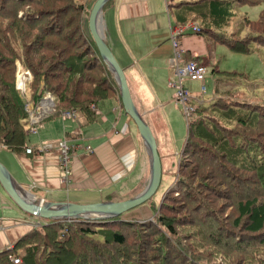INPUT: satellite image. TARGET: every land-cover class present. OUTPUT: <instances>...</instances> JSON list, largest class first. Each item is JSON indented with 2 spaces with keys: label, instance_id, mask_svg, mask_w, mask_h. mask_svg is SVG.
Listing matches in <instances>:
<instances>
[{
  "label": "trees",
  "instance_id": "1",
  "mask_svg": "<svg viewBox=\"0 0 264 264\" xmlns=\"http://www.w3.org/2000/svg\"><path fill=\"white\" fill-rule=\"evenodd\" d=\"M187 2L190 7H183L180 11H188L193 20H198L200 26L211 32L214 40L241 54H250L258 47L263 51L264 63V0ZM244 6H255L260 11L251 17ZM223 11L233 14L226 16ZM85 13V3L81 0H0V146L14 152L27 147L25 109L26 100L30 99L29 95L24 97L15 85L18 64L31 74L26 87L31 91L32 102L39 100L45 92L56 96V108L48 117L62 110L90 114L89 110H94L98 101L115 92L114 77L101 58L94 39L85 32ZM211 72L216 75L214 97L210 102L191 101L193 110L187 117V136L179 156L185 163L179 167L175 182L157 207L148 205L156 214L155 218L145 221L120 220L119 217L105 221H79L86 222L84 224L50 221L42 227L43 234L34 229L12 250L0 253V264H13L11 257L20 258L19 264H74L84 256L83 247L103 246L128 252L124 257L126 264H208L206 259L219 253L200 250L204 256H197L189 252L180 239L170 243L165 238L168 235L174 237L171 231L174 225L190 223L184 222L188 220L182 219L180 213L183 206L195 202L194 184L201 199L196 201L195 207L201 209L206 205L208 217L198 221L192 236L205 235L203 238L210 245L214 237L224 232L218 251L220 260L223 264H244L239 257L245 251L256 253L259 244L264 242V177L262 181L249 182L250 188L242 191L240 180H245L246 175L241 169L238 172V159L245 146L242 149L237 143L243 139L240 130L247 127H243L247 123L244 118L255 108L264 118V104L241 100L231 90L224 91L228 86H234L231 81L242 74L216 70L214 66ZM21 78L19 75L20 81ZM262 122L264 124V119ZM261 137L264 138V130ZM243 141L248 146L249 156L254 155L255 138L247 137ZM232 142H236L235 145H230ZM262 142L258 138L257 146L262 148L260 155L264 158ZM202 192H205L204 198ZM89 224L93 228H82ZM95 227L98 228L95 230ZM162 227L168 234L158 235V229ZM55 228L60 230L59 236ZM182 235L188 240L189 235ZM244 241L253 244L245 250L242 247ZM59 243H68L71 247L61 250ZM22 251L23 255L18 256ZM99 258L107 259L102 254ZM234 258L235 263L232 262Z\"/></svg>",
  "mask_w": 264,
  "mask_h": 264
},
{
  "label": "crops",
  "instance_id": "2",
  "mask_svg": "<svg viewBox=\"0 0 264 264\" xmlns=\"http://www.w3.org/2000/svg\"><path fill=\"white\" fill-rule=\"evenodd\" d=\"M90 1L83 2L85 8ZM177 2L108 0L99 20L103 39L124 70L133 103L156 138L161 166L164 153L161 129L167 119L163 110L169 104V89L173 88L168 81L175 71L171 26L185 25L176 37L179 58L204 64L207 69L204 76L212 66L220 70L216 45H223L198 20L188 16V11H180L190 7L188 4ZM83 19L86 27L88 17L84 15ZM193 25L202 31L194 32ZM204 76L198 78L203 81L196 94L200 102L214 97L204 95ZM184 81L183 87L190 89ZM115 87L114 93L89 110L90 114L73 110L76 117L63 116L60 112L47 116L27 138L26 146L33 147L32 153H26L25 148L14 152L0 146V164L10 174L16 190H24L31 198L34 195L45 201L76 204L120 202L144 190L149 179V156L136 125L123 108L116 81ZM64 138L71 145L67 179L61 175L60 152L56 146ZM40 146L43 149L39 150ZM137 212L139 220L151 218L146 205ZM38 221L39 218L19 209L0 185V253L12 250L38 227Z\"/></svg>",
  "mask_w": 264,
  "mask_h": 264
},
{
  "label": "rangeland",
  "instance_id": "3",
  "mask_svg": "<svg viewBox=\"0 0 264 264\" xmlns=\"http://www.w3.org/2000/svg\"><path fill=\"white\" fill-rule=\"evenodd\" d=\"M81 1L84 2L85 0H81ZM187 1L188 0H179V3L187 5L188 3H190ZM204 1H206V0H204ZM94 2L95 1L91 0L88 3V6L86 8L85 14L88 18H89V14H90V11H91V8H92ZM243 9L251 17H255L257 15V13H259V11H260L258 9V7H255V6H246V7L244 6ZM223 12L226 13V16L229 14H233V12H230V11H227V12L223 11ZM188 16H191V15L189 14ZM53 27L55 28V25ZM85 28H88V24ZM258 30H260V29H258ZM85 32L87 33V35L89 37L90 36L92 37L89 28L86 29ZM176 47H174V49H176ZM216 54L219 57V69L221 71H229V72L235 71V72L243 75V76H236V78L233 81H231V82L235 83L234 86H231V87L228 86L226 89L223 88V89H225L224 91L227 92V91L231 90L232 94H235L236 96H238L237 98L241 99V100L264 104V63L262 60L263 51L261 49H258V47H257L256 50H254V52H252L250 54H241V53H236V52L230 51L225 45H221V46L216 45ZM212 67L209 68V72H208L209 75L207 74V76H204V77H206V79L204 78L206 81V82L204 81L205 86H206V93L204 95L206 97L213 96L215 93V89H216V80L214 79L212 72H210ZM104 72H105V70H104ZM17 79H19V78L15 75V85H16ZM183 80H185L184 84H186V87L190 88V89H188V88L187 89L191 93L192 96L197 94V92H198L197 89L201 90V85L203 83V81L201 79L193 78V77H189V78L186 77ZM113 82L115 83L114 79H113ZM169 90H170V92H169L170 97L168 98L169 104L167 106H165L164 110H163L167 113V119H165L166 122H163L162 129H161V132H162L161 138H162V145H163V152H164L163 153V162H162V169L163 170H162L161 181H160V185H159L156 193L154 194V197L149 202L146 203L147 205L155 204L156 207L161 202L165 192L175 182L176 178H174V177H176L178 175L177 172L179 171V167H183L184 163H185L182 158H178V155L183 148V145L185 143L186 136H187V118L185 117V113H184L185 110L183 111V106L181 104L177 103L175 100L174 89H169ZM24 92H25L24 95L26 94V98L29 95V99H30L29 101L26 100V106L27 107L25 109L27 112V118H26L27 123L25 125H26V129L28 130V134H27V138H28L29 135H31V133H33L32 128H34L35 126L42 123V121L45 120V118L48 116L47 115V116L43 117L42 120H40L39 122L31 123L30 111H33V109H35L37 107V104L39 107L38 115H44L46 112H48L49 109L51 110L52 107H53L52 111H54L56 108L57 100H56V96H54L53 94L47 93V94L43 95L42 98H40L36 102H32L34 100H32L31 91L29 90V88L25 87ZM172 94H173V97H172ZM42 99H46V100L42 101ZM210 101L211 100H209L207 102H210ZM31 102L33 103V105H31ZM29 103H30V105H29L30 108L28 107ZM45 104H46V106L43 107V105H45ZM32 106H33V108H31ZM62 111H64V110H62ZM74 116H75V113L71 117H74ZM77 117H78V114H77ZM244 119L247 120V123L244 124L243 127H245V125L247 127L243 131L240 130V133H241L240 136L244 140H246L247 137L253 138V139L255 138L256 145L254 146L255 147L254 151H252V153L254 155L251 154V156H249L250 153H248V150H247L248 146H247V144H244L245 142L243 141V139L237 143V145L241 146L242 149L245 146L244 152L242 153L241 158L238 159L239 160L238 172L241 169V172H244V174L246 175L245 180H240V186H241L242 191L250 188L249 182H251V181L259 182V180L261 179V181H262V178L264 177V158L262 155H260V153H261L260 151L262 150V148L257 146L258 138H260V142L264 141L263 140L264 138L261 137V133L264 130V124L262 122L264 118L261 117L259 109L255 108L252 111H249L248 117L244 118ZM136 129H137V127H136ZM63 140H65L69 144L68 140H66L65 138L60 139L56 142V146L58 144V148H59V142H61ZM255 141H253V144H255ZM235 143L236 142H232V144H230V145H235ZM143 144H144V142H143ZM205 160H207V159H205ZM253 171H254V174L251 173L252 174V177H251L250 172H253ZM219 172L221 174L220 170H219ZM196 181L198 182L199 180H196ZM194 186L195 187H193V190H195L194 191L195 202L193 204H190V201L188 199H186L185 201L188 202L190 205L183 206V208H181L182 213H180L182 219L186 218L185 220H188V221H184V222H190L189 223L190 225L186 224V223H183V225H174L173 226L174 231L173 230H171V231L174 233V235H172V236H174L175 238L170 237V235H168L165 238H167V241H169L170 243H176L177 239H180V241L183 243L182 245H184L185 248H188L189 252L192 251V254L196 253L197 256L198 255L204 256L200 250H202L204 252H205V250H207V251L213 250L214 252L219 253V254H218V256L216 255L214 258L211 256L209 259H206L207 263L208 264H223L222 261L220 260V252H218V251H220L219 245L223 242V239L225 236L224 232H223V235L220 236L218 234V236L214 237V240H213V242H210V243H212L210 245L206 244V241H208V240H205L203 238V237H205V235H203V234H202L203 236L200 235L202 237V239L200 236H192L194 234L193 232H194L195 225L197 223H199L198 221L201 220V222H202L205 217H208V213L205 211L206 205H203L201 207V209L199 208V206H198V209L195 207L196 201L198 202L201 199L197 196V193H196L197 190H196L195 184H194ZM254 186L256 189L257 185L255 184ZM203 191H204V189H203ZM203 193L205 194V192H202V197L204 198L205 195H203ZM211 200H213V197H211ZM179 205H180V203H179ZM216 205L218 206V205H220V203L219 204L217 203ZM140 208L141 207L135 209L134 211H132V213L135 211H138ZM149 210H150V208H149ZM128 214H129V212L125 213V215H128ZM125 215H121L119 217V219L120 220H128V219H125V217H124ZM155 216H156V214H154V218H155ZM49 222H50L49 220H44V219L39 218L38 227L35 229L39 230L43 234L42 227L45 226V224H48ZM75 222H78V224L86 223V222H79V221H75ZM98 224L101 226L105 225V224H101V223H98ZM89 225L90 226H83L82 228L87 229V230H89L90 228H93L91 226V224H89ZM199 227H201V224H199ZM96 228H98V227H95L94 229L96 230ZM196 229H197V231L199 230L198 228H196ZM55 230H56L57 236H59L60 230L58 228H55ZM97 230H99V229H97ZM152 231L153 230H151V232ZM65 232L68 234L70 233V231L67 232V230ZM188 232H191L192 234H188ZM182 233H185V235H189V237H187L188 240L185 239V236H183ZM159 234L165 235V234H168V232L164 227H162L161 229H158V235ZM216 238H217V241H216ZM56 239H57V241H61L58 239V237H56ZM159 239H161V238H159ZM100 244L101 243L98 241L97 246H99ZM213 244L217 245V247L214 246ZM251 244H253V243H251ZM251 244L248 241H244V242H242V247L245 250H247V249H249ZM59 245L62 246L60 248L61 250L64 248L69 249V246H70V244H68V243H66V244L59 243ZM59 245H57V247H59ZM172 246H174V245H172ZM211 246L213 247V249ZM82 249L85 251V254H87V255L85 256V254H84V256L80 257L79 260H77V262L74 264H126L127 263L124 257L126 256V254H128V252L123 251L117 247H104L103 246V247H95L94 249L91 247H89V249H86V247H83ZM251 251H253V250H251ZM251 251H245L243 253V255H241V258L239 257V259H242L244 264H254L255 262L257 264H264V259H262V257H264V242L259 244V250L257 251L259 253H257V252L255 253V252H251ZM250 252H251V254H250ZM99 254H102L107 259L102 260V258H99ZM22 255H23V251L18 256L21 257ZM51 257H53V256H51ZM138 262L139 261H137V263ZM232 262L235 263L236 258H234V261H232ZM167 264H169V262ZM170 264H178V263L177 262H174V263L170 262Z\"/></svg>",
  "mask_w": 264,
  "mask_h": 264
},
{
  "label": "water",
  "instance_id": "4",
  "mask_svg": "<svg viewBox=\"0 0 264 264\" xmlns=\"http://www.w3.org/2000/svg\"><path fill=\"white\" fill-rule=\"evenodd\" d=\"M108 0H95L88 18V28L101 58L112 73L121 98V103L125 112L133 120L137 130L146 146L149 156V179L144 190L137 196L120 201H102L88 204H76L71 202H53L45 201L42 198H36L34 195L32 201L27 202L18 195L8 171L0 164V185L11 198L14 204L23 212L44 220L54 222H72V221H105L125 215V219L139 220L135 209L145 205L154 197L162 176L161 158L157 148L156 138L142 115L137 111L131 98L130 90L124 70L121 68L110 48L103 39L102 31H99L96 24L97 15H101L102 7ZM101 17V16H100ZM102 30V28H101ZM35 197V198H34ZM142 219V218H141ZM146 219V218H144Z\"/></svg>",
  "mask_w": 264,
  "mask_h": 264
},
{
  "label": "built area",
  "instance_id": "5",
  "mask_svg": "<svg viewBox=\"0 0 264 264\" xmlns=\"http://www.w3.org/2000/svg\"><path fill=\"white\" fill-rule=\"evenodd\" d=\"M184 28H185L184 24H180L177 27L171 26L170 31H171V40H172L173 47L177 46L176 37L184 31ZM192 29L194 32H200V27L198 25H193ZM177 47L175 49L174 59H173V65L175 66L174 77L168 81V85L172 86V88L174 89L175 100L177 103L183 106V111L185 110L184 113H185V117L187 118L189 116V113L193 110V105L191 104V100L196 95L192 96L191 93L183 87L182 81L186 77L202 78L204 74L207 72V69L205 68L204 64L200 63L199 61L193 60V59L182 61V59L179 58L180 52ZM19 75H23V77H25V79H23L22 82H25V81L28 82L31 79L30 72L27 70H24L22 67H18L17 69L16 76L19 78ZM16 85L18 87V84ZM204 89H205L204 86H202V91H204ZM47 93L49 92L43 93L42 96ZM45 100L46 99H42V101H45ZM29 105L30 103L28 104V107ZM45 106L46 104L43 105V107ZM31 108H33V106ZM38 109L39 107L37 104V107L33 109V111H30L31 123L39 122L40 120H42L43 117L47 116L53 110V107L51 108V110L49 109L48 112H46L44 115H38ZM61 114L63 116L71 117L74 114V111L73 110L62 111ZM37 127L38 125L32 128V131H36ZM49 146H51V144ZM46 147L48 146L45 145V148ZM40 149H43V147L41 148L40 146L39 150ZM70 149H71V146L65 140L59 142V152H60V159H59L60 166L59 167L61 170V175L64 179H67L70 175ZM25 152L32 153L33 148L31 146H28L26 147ZM10 260L12 261L13 264L20 263V258L18 257H11Z\"/></svg>",
  "mask_w": 264,
  "mask_h": 264
},
{
  "label": "bare ground",
  "instance_id": "6",
  "mask_svg": "<svg viewBox=\"0 0 264 264\" xmlns=\"http://www.w3.org/2000/svg\"><path fill=\"white\" fill-rule=\"evenodd\" d=\"M99 20H100V15H99V13H98V15H97V19H96V24H97V26H98V29H100ZM99 31H100V30H99ZM23 79H25V77H23V75H22L21 81H20L19 79L17 80L16 84H18V87H17V85H16V87H17V90H18L23 96L26 97V94L24 95V93H25L24 91H25V87H26L27 81L22 82ZM21 82H22V83H21ZM23 191H24V190H20V191L18 192V195H19L20 197H22L24 200H26V198H28L29 200L32 201L33 199H31V197L28 196V194L24 193ZM28 199H27V200H28ZM27 200H26V201H27ZM27 202H30V201H27Z\"/></svg>",
  "mask_w": 264,
  "mask_h": 264
},
{
  "label": "flooded vegetation",
  "instance_id": "7",
  "mask_svg": "<svg viewBox=\"0 0 264 264\" xmlns=\"http://www.w3.org/2000/svg\"><path fill=\"white\" fill-rule=\"evenodd\" d=\"M205 90V89H204ZM194 98H196V96L194 97ZM198 99V98H197ZM199 100V99H198Z\"/></svg>",
  "mask_w": 264,
  "mask_h": 264
}]
</instances>
